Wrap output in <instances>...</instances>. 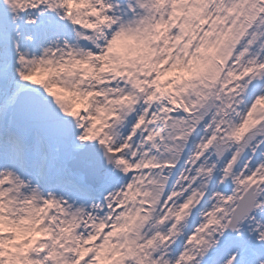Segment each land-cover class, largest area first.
<instances>
[{
	"label": "snow or ice",
	"instance_id": "obj_1",
	"mask_svg": "<svg viewBox=\"0 0 264 264\" xmlns=\"http://www.w3.org/2000/svg\"><path fill=\"white\" fill-rule=\"evenodd\" d=\"M0 264H264V0H0Z\"/></svg>",
	"mask_w": 264,
	"mask_h": 264
}]
</instances>
